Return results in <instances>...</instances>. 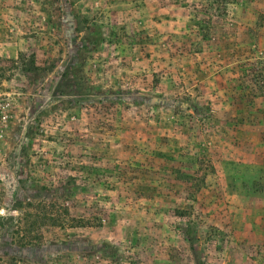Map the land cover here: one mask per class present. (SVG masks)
Wrapping results in <instances>:
<instances>
[{"label":"rangeland","instance_id":"1","mask_svg":"<svg viewBox=\"0 0 264 264\" xmlns=\"http://www.w3.org/2000/svg\"><path fill=\"white\" fill-rule=\"evenodd\" d=\"M0 264H264V0H0Z\"/></svg>","mask_w":264,"mask_h":264},{"label":"trees","instance_id":"2","mask_svg":"<svg viewBox=\"0 0 264 264\" xmlns=\"http://www.w3.org/2000/svg\"><path fill=\"white\" fill-rule=\"evenodd\" d=\"M191 109H192L193 113H195V114L199 113V110H198V108L196 106H192Z\"/></svg>","mask_w":264,"mask_h":264}]
</instances>
